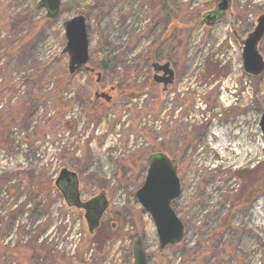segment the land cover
I'll list each match as a JSON object with an SVG mask.
<instances>
[{"label": "rangeland", "instance_id": "1", "mask_svg": "<svg viewBox=\"0 0 264 264\" xmlns=\"http://www.w3.org/2000/svg\"><path fill=\"white\" fill-rule=\"evenodd\" d=\"M37 1L0 0L4 123L35 89L52 92L67 73L63 24L77 15L86 20L88 61L54 94L81 95L85 103L76 99L60 118L46 96L0 142V264H33L35 253L40 264H131L136 236L148 264H264V69L246 73L241 46L264 0H230L226 15L205 24L201 17L217 0H62L54 21ZM257 49L264 62V37ZM153 63L173 70L167 88L152 81ZM42 67L43 86L25 81ZM96 72L100 92L116 90L99 122H89ZM237 144L244 145L239 154L224 147ZM160 146L177 164L180 196L172 208L184 225L183 240L164 248L134 197L142 168L126 166ZM67 158H88L80 167L81 200L105 191L110 203L92 235L83 211L67 207L54 187Z\"/></svg>", "mask_w": 264, "mask_h": 264}, {"label": "water", "instance_id": "2", "mask_svg": "<svg viewBox=\"0 0 264 264\" xmlns=\"http://www.w3.org/2000/svg\"><path fill=\"white\" fill-rule=\"evenodd\" d=\"M227 8L228 2L223 0L218 10L223 13ZM36 9L45 11L44 18L46 21H54L60 15L61 0H39ZM203 18L205 23L216 20V16L210 19L212 18L210 13ZM85 22L83 16L77 15L63 24L66 39L63 53L67 54L68 57L67 70L69 74L81 70L88 61L89 43ZM263 37L264 14L258 17L256 26L242 42L243 69L246 73L254 76L260 74L264 69V62L257 51V45ZM152 68L155 72L153 76L154 83L166 87L173 82V71L168 63L163 65L153 63ZM159 72H161L160 75ZM96 77V83H98L99 73H96ZM94 98L103 99L106 102L111 100L107 93H99L98 91L94 92ZM259 128L264 141V112L260 117ZM146 163L145 177L141 186L134 193L135 199L141 209L153 221L160 248L179 244L184 238V226L171 208V203L180 196L177 164L163 152L149 154ZM54 185L68 207L84 210L88 232L92 234L98 228L103 213L109 207L105 192L102 191L85 202L81 201L77 175L67 168H62L59 171ZM131 254L132 264H147V257L140 236L134 239Z\"/></svg>", "mask_w": 264, "mask_h": 264}, {"label": "trees", "instance_id": "3", "mask_svg": "<svg viewBox=\"0 0 264 264\" xmlns=\"http://www.w3.org/2000/svg\"><path fill=\"white\" fill-rule=\"evenodd\" d=\"M24 40H26V39H23L22 40V44H24ZM157 44L159 45V49H158L157 53L151 55V58H154V59H157V55H158L159 51L162 49V47H163V42L161 41V39L158 40ZM15 48H16V50L20 48L19 41H18V43H17V45H16ZM11 49L14 50L13 47H11ZM2 54L4 56H5V54H8V50L5 53H3V49L0 50V56ZM98 66H99L100 70L102 72H104L105 74L109 71L108 67L104 64L103 61H100L99 64H98ZM46 69H47V67L46 68L45 67H42L40 69L39 75H38V73H35L33 75H28L27 77H25V81L28 82V81H34L35 80L34 83H39L40 86H43L44 83L47 81L45 79V76H46V71L45 70ZM67 73H68V71H67ZM67 73H65V70L62 72V77H60L57 80V85L55 86V88L53 86L52 89H54V90L52 92H48V93L44 92L43 93L41 91V89H43V88L40 87L39 89L38 88L35 89L30 94L28 93L29 95L27 97V100L23 101L20 105H17L14 108L15 109L14 112H16L17 115L12 116L10 123L9 122L8 123H4V114H3L4 113V110L2 108V103H0V135L3 134V136L1 137V138H3V140L0 141V142H3L4 143V142H6L8 140V137H7V133L6 132H8L10 130V127H18V128L24 127L27 117H28L27 120L29 122V119L32 117V115H34L35 108L40 107V106L41 107L45 106V104L42 103V101H43V99H46L47 98L46 96H48L47 99L52 98V100H54V104L56 106V111L61 114L60 118L63 117L64 113L67 111L68 108L71 107L72 104L74 105V103H72L73 101H75V103H76L79 100L78 102H80V105L81 106L85 103V100L82 99V96L81 95H79V96L76 95V97H69V99H66V98H62V99L61 98L60 99L58 98L57 99L55 97V94L54 93L57 90H59V89L60 90H63L64 87H60V86L63 84L64 79L67 78V76L69 77V75H68L69 73L68 74ZM42 82H44V83L42 84ZM95 84H96L95 89H97V87H98L97 84L98 83L95 82ZM5 88H6V86L1 81V83H0V92L2 93ZM112 88L113 89L109 91L111 94L112 93H115L114 90H116L115 87H112ZM130 90H132V91H138L139 89L138 88H131ZM65 96H67V95H65ZM76 99H77V101H76ZM93 99H94V101H93V107H92V109H89V112H91V113L88 115V119H89V122H91V121L92 122L93 121L99 122L101 109H103V107L107 106V102L104 101L105 103H103V102L95 99L94 96H93ZM51 101H50V103H51ZM63 123H65L66 125H68L69 120H66V118H65V120H63ZM41 131L44 133V130H41ZM46 135H47V133H44L42 136L44 137ZM92 135H93V133H92ZM158 152H164L165 153L166 151H164V148L162 146H160L158 148ZM147 157H148V155L147 156L144 155L140 159H135L133 157V158H129L127 160V162H126V166L127 165H131L133 168H135L137 166V164H138L142 168V175L140 176V178L139 179L134 178V184L132 185V186H134V189H133V192L134 193L140 187V185L142 184V181L144 179V176H145L144 173L146 172V168H147V163H146ZM87 163H88V158H85L82 161H73V160H71V158H67L65 160V163H63L62 165L65 168H68L70 170L73 169L74 172L79 176V173L82 172L80 170V167L81 168H84L87 165ZM122 167L125 170V165H123ZM100 192H102V191H100ZM174 204H175V201L172 202V207L173 208H174ZM40 256H41L40 254L35 253L32 256V258H31L32 259L31 260L32 263L33 264H40L39 263V260L41 259Z\"/></svg>", "mask_w": 264, "mask_h": 264}, {"label": "flooded vegetation", "instance_id": "4", "mask_svg": "<svg viewBox=\"0 0 264 264\" xmlns=\"http://www.w3.org/2000/svg\"><path fill=\"white\" fill-rule=\"evenodd\" d=\"M227 2H228V8H227V10L225 11V12H223V13H221V12H219V10H218V8H219V6H220V4L223 2V0H217V2H218V4L216 5V9H214V10H212L211 12H208V13H210L211 14V16H212V18H210V19H213L215 16H216V20H214V21H218V20H220V18L222 17V16H224V15H226V13L228 12V10H229V8H230V0H226ZM208 13H205L202 17H201V22H203L204 24H205V21H204V16H206ZM263 15V14H262ZM261 16V15H260ZM257 21V20H256ZM236 39H237V37H236ZM263 39V38H262ZM162 42H164V39H162L161 40ZM244 40H242V42H243ZM242 42H241V46H242V48H243V44H242ZM258 50V49H257ZM169 64V63H168ZM170 67V66H169ZM171 69V68H170ZM172 70V69H171ZM173 71V70H172ZM159 75L161 74V72H159L158 73ZM174 74V73H173ZM173 83V82H172ZM171 83V84H172ZM171 84H169V85H171ZM162 85V84H161ZM168 86V85H167ZM167 86L166 87H164V88H167ZM96 90H98V87H97V89ZM63 198V197H62ZM81 200V199H80ZM79 210V209H78ZM81 210V209H80ZM81 211H83V217H84V215H85V212H84V210H81ZM102 217H103V215H102ZM102 217H101V219H102ZM101 219H100V222H101ZM84 221H85V219H84ZM100 222H99V226H98V228L100 227ZM85 223H86V221H85ZM86 227H87V223H86ZM97 228V229H98ZM87 231H88V227H87ZM89 233V232H88Z\"/></svg>", "mask_w": 264, "mask_h": 264}, {"label": "bare ground", "instance_id": "5", "mask_svg": "<svg viewBox=\"0 0 264 264\" xmlns=\"http://www.w3.org/2000/svg\"><path fill=\"white\" fill-rule=\"evenodd\" d=\"M225 147V149H228L229 147L230 148H232V150L235 152V153H238L239 154V150L241 149V148H243L244 147V145H239V144H237V145H234V146H229V145H225L224 146ZM242 152V151H241Z\"/></svg>", "mask_w": 264, "mask_h": 264}]
</instances>
